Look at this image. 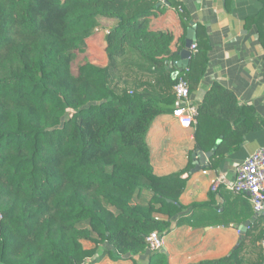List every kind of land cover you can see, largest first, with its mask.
<instances>
[{
	"label": "trees",
	"instance_id": "obj_1",
	"mask_svg": "<svg viewBox=\"0 0 264 264\" xmlns=\"http://www.w3.org/2000/svg\"><path fill=\"white\" fill-rule=\"evenodd\" d=\"M258 1L261 8L245 27L257 31L264 47V0ZM159 3L0 0V264H95L109 256L169 264L164 252L148 254L146 238L166 236L176 219L194 227L205 220H212L205 226L250 222L229 256L193 264H264L263 217L247 202L237 219L233 205L200 219L195 210L206 203L192 204L187 208L194 213L182 217L187 208L179 202L193 154L211 152L220 141L203 168L217 170L251 134L264 132L254 106L240 105L233 92L213 83L198 107L186 166L162 175L154 169V125L179 106L174 87L180 79L191 94L198 87L211 50L199 25L197 51L173 78L178 69L170 64L180 60L192 18L176 0H166L170 8ZM161 7L176 10L177 38L143 34L142 18ZM99 18L118 22L106 37L105 67L88 54ZM140 254L147 262L135 260Z\"/></svg>",
	"mask_w": 264,
	"mask_h": 264
},
{
	"label": "crops",
	"instance_id": "obj_2",
	"mask_svg": "<svg viewBox=\"0 0 264 264\" xmlns=\"http://www.w3.org/2000/svg\"><path fill=\"white\" fill-rule=\"evenodd\" d=\"M176 1L184 6L192 18L190 26H196V35L199 25L205 28L211 46L207 72L192 92V101L200 104L213 83L218 82L234 93L240 105L254 106L264 119V47L258 39L257 31L245 27V19L259 12L260 2L258 0ZM161 5L170 8L167 3ZM174 10L161 7L142 18V21L145 19L147 21L143 34L147 31L171 32L177 38L180 35L181 25ZM99 25L98 31L91 37L92 42L87 44L91 63H94V55L92 56L89 50L92 45L94 47L92 51L102 50L108 61L106 37L118 26V22L99 18ZM138 40L143 41L142 38ZM94 65L105 67L99 62ZM151 138L156 173L169 174L186 166L194 140L193 128L182 127L172 114H166L157 120ZM263 146L264 132L251 134L243 148L227 155L217 170H202L190 175L186 189L179 199L181 205L187 208L194 203H206L207 206L203 209L195 210L200 211V219L207 217V213L213 210L221 216L227 205H233L231 213L234 218H239L242 205L246 206V202L251 205L248 198L233 194L226 189L224 183L217 185L216 182L218 180H223L225 183L232 182L237 167ZM136 203L138 200L134 204ZM193 213L187 208L183 211L182 217H190ZM210 221L212 220L197 221L201 225L195 227L189 223H180L178 219L173 221L170 232L164 236L163 252L167 255L169 264H193L229 256L247 233L241 231V226L250 223L205 226V223ZM91 247L86 244V248ZM148 259L149 256L145 254L135 257L138 263L147 262ZM120 261H123V264H136L133 259L114 260L110 256L95 264H121Z\"/></svg>",
	"mask_w": 264,
	"mask_h": 264
},
{
	"label": "built area",
	"instance_id": "obj_3",
	"mask_svg": "<svg viewBox=\"0 0 264 264\" xmlns=\"http://www.w3.org/2000/svg\"><path fill=\"white\" fill-rule=\"evenodd\" d=\"M165 4L166 0H158ZM192 52L197 51L194 44L190 48ZM179 106L173 111V117L184 128H193L197 123L198 107L191 99L190 84L185 79H180L174 87ZM224 183V184H223ZM217 185H224L227 190L236 195L246 196L254 210V213L263 217L264 221V146L251 154L236 170L232 182L218 180ZM148 254L163 252L165 239L158 232L151 233L146 238ZM264 251V240L261 243Z\"/></svg>",
	"mask_w": 264,
	"mask_h": 264
},
{
	"label": "water",
	"instance_id": "obj_4",
	"mask_svg": "<svg viewBox=\"0 0 264 264\" xmlns=\"http://www.w3.org/2000/svg\"><path fill=\"white\" fill-rule=\"evenodd\" d=\"M197 40L196 35V26L191 27L187 33V40L185 43V49L181 52L180 60L175 62L174 64H170V67H175L178 70L173 73V78H177L181 72L188 69L190 58H191V50L192 45L195 44ZM221 142L219 141L215 148L211 152L204 153L202 151L196 152L193 154L194 157V168L191 170L189 174H185L183 176L184 179H188L190 175L198 173L203 170L204 167L208 166L212 157L216 154L217 150L220 147ZM248 223L246 226H241L242 232H247Z\"/></svg>",
	"mask_w": 264,
	"mask_h": 264
},
{
	"label": "rangeland",
	"instance_id": "obj_5",
	"mask_svg": "<svg viewBox=\"0 0 264 264\" xmlns=\"http://www.w3.org/2000/svg\"><path fill=\"white\" fill-rule=\"evenodd\" d=\"M91 42H92V40L90 38V39H88L87 44H90ZM92 48H94L93 45L91 47H89V50L91 52V55L92 56L94 55L93 62L95 64H98V62H99V64H101V66H103V65L104 66H107L108 65V61H107V58L105 57V54L102 52V50H99V52H97V51L94 52V51H92ZM130 59L131 58H127L126 61H128ZM126 61H124L122 63V65H124L126 63ZM125 80H126V77H125V75H123L122 76V81L120 82L121 85L124 84ZM112 85H114V84H112ZM119 263L123 264L124 262L123 261H120Z\"/></svg>",
	"mask_w": 264,
	"mask_h": 264
}]
</instances>
